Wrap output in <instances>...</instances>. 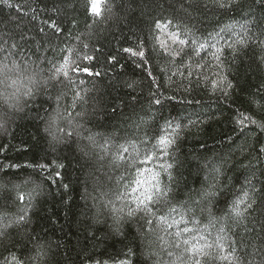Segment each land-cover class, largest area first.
<instances>
[{
	"label": "trees",
	"instance_id": "trees-1",
	"mask_svg": "<svg viewBox=\"0 0 264 264\" xmlns=\"http://www.w3.org/2000/svg\"><path fill=\"white\" fill-rule=\"evenodd\" d=\"M97 8L0 0V264L13 253L24 264H261L264 234L246 233L228 213L252 178L259 191L247 227L264 219V129L243 121L264 122V0H98ZM157 21L172 24L157 30ZM174 32L195 39L199 55L191 44L176 55ZM141 41L152 77L123 51ZM57 108L71 120L52 124ZM210 185L214 211L192 202ZM166 187L167 199L145 211L144 193Z\"/></svg>",
	"mask_w": 264,
	"mask_h": 264
},
{
	"label": "snow or ice",
	"instance_id": "snow-or-ice-1",
	"mask_svg": "<svg viewBox=\"0 0 264 264\" xmlns=\"http://www.w3.org/2000/svg\"><path fill=\"white\" fill-rule=\"evenodd\" d=\"M217 6L219 8H226V7H230L231 4L230 3H218ZM92 9H93L94 13L98 12V8H97V6L95 4V0H93V2H92ZM41 11H43V9H41ZM33 19H35V16H33ZM49 19H51V18H49ZM45 23L47 24L48 29L53 30V32H52L53 36H55L57 33H59L61 31V29L58 26V23H57L56 20H51L50 23L48 21H45ZM253 23H255V22H253ZM171 24H172L171 21H167V23H165V24H162L161 22L157 21L156 24H155V27H156L157 30H159L161 28L168 27ZM176 27H179V25H176ZM39 31L41 33H44L45 29L43 27H41L39 29ZM184 34L187 35V33H184ZM171 35H172L173 41L181 46L180 49L175 50V54L176 55H179L180 52L183 51L184 47L189 45V44L192 45V51L195 52L197 55H199V50L197 49V41L195 39H183V38H180V34L179 33H175V32L172 33ZM49 43H51V40H49ZM240 43H244V41H241ZM257 44L261 47L262 50H264V31H262L260 33L259 37L257 38ZM12 46L13 47H18V45H16V44H13ZM143 47H144V42L141 41L138 44V46H137V50L134 51L133 49H130V48H124L123 51L125 53H130L133 56L139 57V62L137 63L136 66L140 67V68H143L145 71H147L148 76L152 77V71L149 70V68H148L149 57H148V55H146L145 51L141 50V49H143ZM203 48H204V45L203 44H199V49H203ZM66 52L68 54H66L63 57V59L65 60V63H70L71 62L70 55H72V50L71 49H67ZM172 55H173V53L169 52V56H172ZM83 59L91 62L94 58L92 56H89V55L85 54ZM116 61H117V58L115 56L108 57V62L109 63H114ZM260 63L264 64V56L261 57ZM82 71L84 73H87L89 76H93V75L99 76L100 75L99 72H92L88 67H84L82 69ZM189 75H191V73H189ZM151 83H155V80L153 79L151 81ZM213 86L215 87V82H213ZM129 87H131V85H129ZM232 87H233L232 83L229 82L227 84V88H232ZM261 91H264V82H262ZM223 94L227 95L228 93L224 92ZM150 95L152 97V100H153L154 104L159 105L161 103V100L158 98V96L155 93H151L150 92ZM252 95H255V94H252ZM262 98H264V97H262ZM49 119L52 122V124H55V122L58 119H68L70 121L71 117L62 116L61 113H60L59 108H57L56 111H55V114L52 115ZM243 121H247L249 124H255L259 128L264 129V122L258 123V121L253 119L251 116H244L243 117ZM243 121H240L239 123H243ZM189 123H195V122L194 121H189ZM176 128H180V124H177ZM48 130H49L48 128L45 129V131H48ZM55 130L57 132L61 133V134L65 133V129L60 128V127H56ZM66 134L68 136H71L72 132L69 131ZM88 139L91 141L93 138L89 137ZM160 143L166 144V143H170V141L161 139ZM121 147L123 148V146H121ZM0 148H3V145H0ZM124 150L127 151V149H124ZM260 151L264 152V148H262ZM43 167L44 166L41 165V168H43ZM57 175H59V173H57ZM253 176H254V173H253ZM247 183L250 186V191H245L244 192V199L237 200L233 204V206L231 208V211L228 214H229L230 218H235L238 226H239V224H244V230H245L246 233L247 232H256L258 230L260 233L264 234V219L255 221V225H253L251 229H249L247 227L246 220H247L248 215L250 214V211H255V207L254 206L257 204V193L259 191L256 188L255 184L253 183L252 178H249ZM214 187H215L214 185H210L209 188L206 189L205 191L194 193L193 196H192L193 204L199 205L201 202L207 200L208 203L210 205H212L209 210L210 211H214L212 201L208 199L209 197H215L217 195V191L214 190ZM64 188L67 189V185H64ZM152 191L155 192L156 189L154 188ZM166 192H168L167 187L164 188V189H160L159 195H157V196H152L148 192H145L144 193V197H143V200L146 202L144 204L145 211L149 210V204H156L157 202H163L164 200H166L167 199V197L165 196ZM23 198H24L23 195H21L20 199L22 200ZM137 203L139 204L140 202L138 201ZM242 204L244 205L243 208H241ZM172 210L174 211V209H172ZM114 211H115V209H114ZM133 212H134V209H130L129 212H128V215L132 216ZM256 225L259 226V229H257ZM185 231H189V230L185 229ZM114 234L117 235V236L121 235L122 234V229L117 227L114 230ZM26 239H27V241L29 243H34L37 246V248L40 247V243L39 242H40L41 238L39 236L30 235ZM184 243L188 244V241H185ZM217 247L222 248V245L218 243ZM27 250H28V244H25L23 251H27ZM23 251H22V255H23ZM193 251H196V249L193 248ZM201 251H202V249H201ZM255 251H259V252L264 253V247L256 248ZM131 252H132V249L129 248L128 249V253L131 254ZM37 255L40 256V255H42V253L38 252ZM4 264H24V262H23V260L20 257H17L13 253V254H11L10 261H9V259H7V260L4 261ZM97 264H101V262H97ZM104 264H108V262L105 261ZM120 264H125V262L121 261ZM261 264H264V260L261 261Z\"/></svg>",
	"mask_w": 264,
	"mask_h": 264
},
{
	"label": "rangeland",
	"instance_id": "rangeland-1",
	"mask_svg": "<svg viewBox=\"0 0 264 264\" xmlns=\"http://www.w3.org/2000/svg\"><path fill=\"white\" fill-rule=\"evenodd\" d=\"M92 2H93V0H92ZM95 4H96V6H97V4H98V0H95Z\"/></svg>",
	"mask_w": 264,
	"mask_h": 264
}]
</instances>
